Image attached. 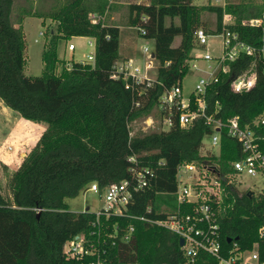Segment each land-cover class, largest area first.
Instances as JSON below:
<instances>
[{"label":"trees","instance_id":"obj_1","mask_svg":"<svg viewBox=\"0 0 264 264\" xmlns=\"http://www.w3.org/2000/svg\"><path fill=\"white\" fill-rule=\"evenodd\" d=\"M115 5L109 0H62L46 12L27 14L44 18V24L46 19L57 23L56 29L49 28L42 52L44 71L31 76L24 70L26 38L23 26L14 24V0H0V98L20 116L46 125L20 167L8 176L10 195L0 189V264H79L64 253L65 242L79 233L86 234L87 245L95 252L89 258L100 257L104 264H218L206 251L190 260L180 235L155 221L178 208L180 163L212 159L228 174L231 162L243 155L241 143L224 136L220 153L215 154L204 142L212 132L204 118L182 127L174 115L170 128L160 123L153 131L136 134H131V124L152 115L161 121L166 115L158 108L160 97L188 74L199 27L220 31L224 15L229 14L235 19L231 30L241 40L261 46L264 20L259 26L243 21L262 17L264 0L228 1L225 6L192 0L128 3L124 25L154 41L160 63L151 86L131 88L112 77L115 62L123 59L121 30L103 17ZM205 12L215 15L213 26L205 27ZM91 14L99 17L97 22ZM74 36L95 39L94 63L72 60L68 67L69 61L59 57L60 41ZM250 60L245 55L232 62V70L208 87L207 114L222 120L239 116L245 126L264 112V57L257 59V82L251 89L230 88L232 76L246 69ZM255 129L264 147V125ZM144 168L153 175L146 187L133 192L124 215H102L97 220L96 212L69 209L67 198L77 197L91 183L102 189L113 182L136 180L135 171ZM225 205L218 219L223 248L228 250L235 241L243 249L257 245L264 260V233H260L264 191L231 189ZM131 226L134 230L129 232Z\"/></svg>","mask_w":264,"mask_h":264},{"label":"built area","instance_id":"obj_2","mask_svg":"<svg viewBox=\"0 0 264 264\" xmlns=\"http://www.w3.org/2000/svg\"><path fill=\"white\" fill-rule=\"evenodd\" d=\"M113 0H109L111 3ZM150 4L151 0H141ZM227 0H211V4L225 6ZM96 14H91L93 22L98 21ZM264 20L262 17L245 19L244 24L259 26ZM235 23L233 16L225 14L220 31H207L199 27L195 31V47L191 52L190 66L204 73L196 82L194 91L185 95L182 82L166 89L160 97L159 109L166 112L160 121L164 129L175 124L174 115L182 127H187L197 118H204L206 124L212 128L209 134L211 146L208 147L215 154L220 153L223 137H231L241 143L243 155L238 160L232 161V171L228 174L223 172L221 164L212 159L202 161L182 162L177 167V187L175 195L178 208L168 213L166 218L157 220L155 223L167 227L183 238L181 246L185 255L194 260L198 252L206 251L214 256L218 264H264V260L257 248L243 249L235 241L233 245L225 250L220 241L219 216L226 210L225 198L231 189L238 191H249L251 188H242L239 178L243 174L264 175V147L256 127L264 125V112L260 113L252 122V125L242 126L239 116H232L226 120L216 118L213 114L206 112V93L208 87L219 81L222 74L229 73L232 69L231 63L238 62L242 56H250L251 60L246 69L240 74L233 75L230 80V88L234 92H243L251 89L257 82V59L264 57V39L261 46L249 44L239 38L236 31L231 30L230 25ZM142 34L146 31L139 28ZM43 34V32H41ZM218 38V41L214 39ZM90 45L96 42L91 38ZM73 43L68 44V49L75 50ZM144 65H139L132 58L121 59L115 62L112 77L123 79L126 87L131 88L133 84H145L151 86L156 80L151 70L160 66L156 58L154 47L145 45L142 48ZM91 63L95 61L94 54L89 55ZM88 62V61H82ZM70 67V62L67 64ZM57 73H61L58 68ZM153 75V76H152ZM146 120L148 127L153 125ZM133 134V133H131ZM9 150H14L13 144H7ZM129 160L136 161L134 156ZM153 172L147 168L135 171L136 180H121L113 182L100 188L97 182L88 186L89 191L99 193L104 204L96 212L97 220L104 215L122 216L133 198V192L146 187L148 178ZM254 192V191H253ZM88 208V207H87ZM86 211V209L84 210ZM141 219H145L141 217ZM134 227L129 228L132 232ZM264 233V227L260 229ZM128 238V236H125ZM88 239L85 233H79L67 240L64 244V253L70 259H75L79 264H104L100 257L89 258L95 252L92 245H87Z\"/></svg>","mask_w":264,"mask_h":264},{"label":"rangeland","instance_id":"obj_3","mask_svg":"<svg viewBox=\"0 0 264 264\" xmlns=\"http://www.w3.org/2000/svg\"><path fill=\"white\" fill-rule=\"evenodd\" d=\"M130 2H141V0H129ZM193 3L198 5H206L211 2V0H192ZM227 1H239V0H227ZM114 15V19L111 18L112 15L109 16L108 22L110 24L121 25V44H120V53L122 57L124 55L131 56L132 59L137 62L139 65H144V55L142 52V48L145 45H149L150 47H154L153 40H147L144 37L140 36L136 27H131L124 25L126 21L127 15V5H123ZM215 15L212 13L205 12L203 14V19L206 21V25L213 26L215 23ZM44 18H40L37 16L26 15L23 22V29L25 32L26 38V63H25V73L31 76L41 75L44 71V63L42 60V52L46 46L48 40V31L49 28L56 29L57 24H51L47 27V22L49 19L45 20V24L43 23ZM43 32L44 34H41ZM47 32V33H46ZM90 41L92 39L87 36H74L69 40H61L59 43L58 55L61 59H65L67 61H88L89 55L94 54L95 45H90ZM214 41H218V38L214 39ZM73 43L76 48L75 50L68 49V44ZM152 74H156L157 70H151ZM204 73L195 68H190L188 74L182 80V87L185 95H189L192 91H194L195 85L199 77L203 76ZM153 76V75H152ZM8 110H13L10 107H7ZM153 118V125L148 127L146 120L148 119L151 122V118H140L135 120L131 124V130L133 134L140 132H147L156 129L155 125L160 124L161 122L155 119V116H151ZM18 128L16 132L10 135V140L15 141L16 143H22L23 138ZM34 142V141H31ZM207 147L211 146L210 137H205L204 140ZM16 157L18 162L25 156V149L21 147L19 144L16 145ZM8 152L9 150L6 147ZM4 165L0 168V189L2 193L6 196L10 195V190L8 188V176L10 175V170H3ZM9 168V167H8ZM13 171V169H12ZM239 180L241 181V190L242 188L253 189L254 192H262L264 191V175H251V174H243ZM88 186L80 191L79 195L74 198H67V202L69 204V209L75 212L84 211L87 207L90 211L97 212L100 210L104 204L101 199V195L94 191L87 190Z\"/></svg>","mask_w":264,"mask_h":264},{"label":"crops","instance_id":"obj_4","mask_svg":"<svg viewBox=\"0 0 264 264\" xmlns=\"http://www.w3.org/2000/svg\"><path fill=\"white\" fill-rule=\"evenodd\" d=\"M61 1L62 0H14L13 19L15 20V26H23L24 18L27 14L36 11L46 12L55 4ZM111 3L116 5L114 6L113 10L111 12H108L107 15L103 18L106 17L107 19H109L110 15L115 14L117 10H119L121 7H124L123 5H127L128 3H130V1L113 0ZM111 18L114 19V15H112ZM46 22L47 27L51 24H57L51 19ZM51 29H53V27ZM122 58L127 59L131 58V56L124 55V57ZM7 107L8 106H6L3 100L0 98V168L2 165H4L6 166L7 171L10 170V172H12V169L14 171L20 167L24 158L36 145L42 132L46 129V125L26 119L20 116L14 110H8ZM17 128L22 135V143H16L15 141L10 140V135L16 132ZM7 144H13L14 150L8 152L6 149ZM17 144L23 147L26 151L25 156L19 162L16 157ZM3 170L6 169L3 168Z\"/></svg>","mask_w":264,"mask_h":264},{"label":"water","instance_id":"obj_5","mask_svg":"<svg viewBox=\"0 0 264 264\" xmlns=\"http://www.w3.org/2000/svg\"><path fill=\"white\" fill-rule=\"evenodd\" d=\"M253 191L252 190H249L248 193H252ZM89 210V208H86V211ZM229 241H231V238L229 239ZM184 244V240L183 238H180V245L182 246Z\"/></svg>","mask_w":264,"mask_h":264},{"label":"bare ground","instance_id":"obj_6","mask_svg":"<svg viewBox=\"0 0 264 264\" xmlns=\"http://www.w3.org/2000/svg\"><path fill=\"white\" fill-rule=\"evenodd\" d=\"M153 131V130H152Z\"/></svg>","mask_w":264,"mask_h":264}]
</instances>
